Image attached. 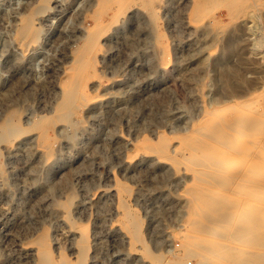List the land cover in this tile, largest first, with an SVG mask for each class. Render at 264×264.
<instances>
[{"label":"rangeland","instance_id":"374dc122","mask_svg":"<svg viewBox=\"0 0 264 264\" xmlns=\"http://www.w3.org/2000/svg\"><path fill=\"white\" fill-rule=\"evenodd\" d=\"M38 1L0 0V122L13 108L25 127L37 115L51 114L61 73L71 64L70 49L98 11L95 0H49L34 19L37 40L19 43L16 25ZM184 1L155 0L156 19L136 4L118 11L112 23L109 14L115 8L99 11V19L110 25L100 34L95 75L87 81L93 98L72 115L78 129L70 135L58 123L48 132L55 149L51 157L37 146L33 131L16 135L11 144L0 143V264H32L28 242L45 228L54 254L62 250L74 256L75 232L56 204L72 190V217L87 229L88 264H166L150 262L140 243L133 249L128 245L112 189L119 181L131 190L126 200L141 219L152 252L166 258L183 253L181 192L189 170L142 152L137 141H154L159 132L183 133L210 106L222 114L238 109L245 118L259 116L253 131L264 134V0L235 14L208 0L196 19ZM229 36L234 51L223 58L220 51ZM219 64L234 65L242 75L234 79L239 94L232 99L215 101L214 93L222 88ZM183 261L195 264L194 257Z\"/></svg>","mask_w":264,"mask_h":264},{"label":"bare ground","instance_id":"6f19581e","mask_svg":"<svg viewBox=\"0 0 264 264\" xmlns=\"http://www.w3.org/2000/svg\"><path fill=\"white\" fill-rule=\"evenodd\" d=\"M154 1L95 0V4L98 6L97 14L101 10L115 8L114 11L111 10L113 14L108 15L112 23L117 19L118 11L122 12L133 4L146 7L147 13L156 19L157 12L151 6ZM207 1L185 0L183 5L189 8L190 18L196 19L202 14L204 2ZM215 1L222 3L234 14L255 2ZM48 2L49 0H39L36 6L21 15L15 30V38L19 43L28 44L37 40L40 29L34 19L41 8L48 6ZM97 14L92 16L95 20L93 25L81 32L79 44L70 49L71 64L61 73L63 75L58 96L51 114L37 115L25 127L19 121L20 111L10 109L0 122V143L11 144L16 135L33 131L37 146L46 157H51L55 149L53 136L48 132L55 129L58 123L65 124L70 129V135L78 129L79 122L73 120L72 115L93 98L88 93L87 81L95 75L100 34L109 24L99 19ZM233 47L234 38L229 36L220 55L227 58L234 51ZM212 61L220 63L216 58ZM241 77L234 65L219 64L218 78L222 90L218 89L214 93L217 96L215 101L237 96L238 84L234 79ZM219 110V107H204L201 116L191 122L189 129L183 133L168 136L159 132L154 141L146 138L137 141L142 152L144 149L155 153L156 157L166 160L170 166L178 169L182 164V168L189 170L190 180L181 188L186 208L184 228L178 235L183 248V253H179L181 255L166 258L167 255L165 257L161 253L152 252L145 243L141 219L126 200L131 190L120 181L112 188L116 194L115 208L119 215V229L127 236V243L132 249L135 244H141L142 255L152 263L185 264L184 257L190 256L194 257L195 264H264V134L255 136L253 131L260 118H245L244 112L238 109L226 114ZM173 138L176 140L173 141ZM74 196L72 190L56 202L68 229L75 232L71 246L74 256L69 257L62 250L54 254L49 230L45 228L28 242L34 252L32 264H88L90 246L87 229L72 217Z\"/></svg>","mask_w":264,"mask_h":264}]
</instances>
